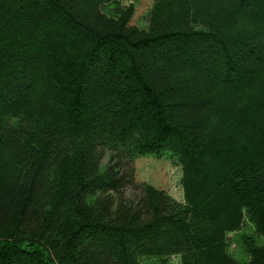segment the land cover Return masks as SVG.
Masks as SVG:
<instances>
[{
	"label": "trees",
	"instance_id": "1",
	"mask_svg": "<svg viewBox=\"0 0 264 264\" xmlns=\"http://www.w3.org/2000/svg\"><path fill=\"white\" fill-rule=\"evenodd\" d=\"M140 1L0 0V264H264V0Z\"/></svg>",
	"mask_w": 264,
	"mask_h": 264
},
{
	"label": "rangeland",
	"instance_id": "2",
	"mask_svg": "<svg viewBox=\"0 0 264 264\" xmlns=\"http://www.w3.org/2000/svg\"><path fill=\"white\" fill-rule=\"evenodd\" d=\"M153 6L154 2L152 0H143L135 3V13L131 25L146 29ZM135 169L138 182L150 184L164 190L178 202L186 203L185 170L175 157L170 155H165L161 158L144 156L135 161ZM243 237L255 239L258 245H263L264 241L248 219H244L240 230L229 234V239H231L230 254L242 262H247L249 255L245 251ZM167 264H180V258L177 256L172 257Z\"/></svg>",
	"mask_w": 264,
	"mask_h": 264
}]
</instances>
